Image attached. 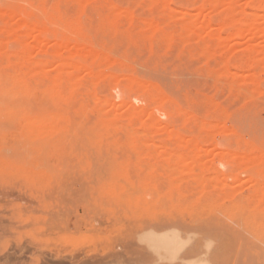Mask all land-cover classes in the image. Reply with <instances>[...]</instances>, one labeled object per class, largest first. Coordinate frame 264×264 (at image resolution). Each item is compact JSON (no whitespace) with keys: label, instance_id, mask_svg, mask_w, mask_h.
I'll use <instances>...</instances> for the list:
<instances>
[{"label":"rangeland","instance_id":"obj_1","mask_svg":"<svg viewBox=\"0 0 264 264\" xmlns=\"http://www.w3.org/2000/svg\"><path fill=\"white\" fill-rule=\"evenodd\" d=\"M153 220L264 264V0H0V264Z\"/></svg>","mask_w":264,"mask_h":264},{"label":"bare ground","instance_id":"obj_2","mask_svg":"<svg viewBox=\"0 0 264 264\" xmlns=\"http://www.w3.org/2000/svg\"><path fill=\"white\" fill-rule=\"evenodd\" d=\"M167 125H171V121ZM209 126L211 127L210 124ZM7 197L9 196L7 195ZM157 220L156 221L153 220L149 222L143 221L142 223L138 224L135 230L136 233H134L133 234L134 236L132 235L131 237L133 239V242L132 243L129 242L127 244L129 246L135 243L136 249L130 250L129 249L130 246H129V248L128 247L126 248L127 249L126 252L122 251V253L113 254L106 258L98 256V258H93L92 260H89L87 264H177L179 263V261L180 264H208L206 260L204 261L202 257H199V254L196 257L197 252H195L194 258H192L191 256V258L189 259V258H183L184 256H182L183 251L186 250L187 246L190 244L189 243L190 240L192 239L191 237L188 236H187L188 239L185 238L182 234V231L187 233V235H189L188 233L189 230H191V228L189 229V227L186 226L183 222H178L173 220L170 221L169 220L157 221ZM74 227L75 230H78L80 228L78 224H75ZM191 232H193V229L191 230ZM191 232L190 235H192ZM57 253L58 252H56V254ZM58 254H59L57 257V261H59L58 264H62L61 262L63 263L65 262V264H78V262L76 261L78 259L76 257L74 258L72 254L71 256L67 254H61L60 252ZM184 254L185 253H183V255ZM39 262L40 259L38 257H35L32 260V264H38ZM82 262L84 261L82 260L81 263ZM56 263L57 262H53V264Z\"/></svg>","mask_w":264,"mask_h":264}]
</instances>
